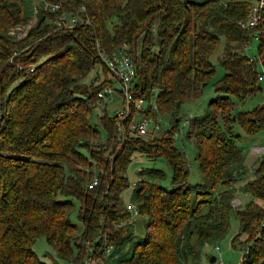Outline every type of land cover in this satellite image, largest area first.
I'll return each mask as SVG.
<instances>
[{
	"label": "trees",
	"instance_id": "obj_1",
	"mask_svg": "<svg viewBox=\"0 0 264 264\" xmlns=\"http://www.w3.org/2000/svg\"><path fill=\"white\" fill-rule=\"evenodd\" d=\"M45 1L59 2V11L77 22L53 29L54 14L39 9L24 35L13 38L7 31L27 24L29 0H0V264H197L199 249L226 233L230 213L236 232L229 245L242 246L239 264H264V153H252L244 165L232 130L234 124L245 135L264 137V94L250 110L235 109L229 98L262 90L256 64L264 68V5L247 25L258 0ZM252 38L249 58L244 49ZM219 44L223 73L211 83L216 95L185 132L200 176L191 192L183 152L173 142L182 135L177 110L212 78L209 58ZM99 51L127 54L133 77L127 115H108L103 104L91 122L103 103L99 90L110 87L120 96ZM137 99L144 109H134ZM139 115L164 117L166 129L135 135L128 124ZM134 155L162 158L169 186L156 183L164 178L160 169H140L124 204ZM92 177L96 182L87 188ZM235 193L248 198L231 205ZM37 239L51 257L34 253Z\"/></svg>",
	"mask_w": 264,
	"mask_h": 264
},
{
	"label": "rangeland",
	"instance_id": "obj_2",
	"mask_svg": "<svg viewBox=\"0 0 264 264\" xmlns=\"http://www.w3.org/2000/svg\"><path fill=\"white\" fill-rule=\"evenodd\" d=\"M255 46H256V40L254 38L251 39L250 43L248 44L247 48L245 49L244 53L247 57L251 58L255 54ZM221 50V44L217 47L214 54L210 56V62L214 67V74L210 81L206 83L200 94L194 98L187 100L183 102L177 110V115L179 117L178 121V132H182V135L177 134V136L174 137V144L176 147L180 148L184 155L185 164L187 167V178H186V185L189 186L191 192L196 191L195 185L200 183V176L197 170V164L194 160V146L192 143L191 138H185V132L187 131V122L190 118L195 117L206 109V105L208 100L212 99L216 93H214L211 83L214 79L218 78L222 73V69L217 65L216 57L218 56V53ZM256 68H258V63L256 64ZM96 69V68H95ZM94 74V69H92L87 76V79L89 76ZM112 86L114 89L118 87V84L116 82H112ZM264 92L256 91L251 96L245 98L244 100H239L236 98H233L229 96L232 102H234L235 109H241V110H250L252 107L256 106L257 104L262 102V95ZM152 98H150V105H152ZM104 104L105 113L108 115L116 114L118 110H122V107L124 106L121 102V98L118 94H112L110 101H103V103L100 102V104H97L96 107L93 109L91 113V122L95 121V116L99 115L101 112L102 105ZM143 109L146 107V102L143 100ZM139 116H135L133 120H137ZM157 119V122L159 124L160 130L166 129L167 119L160 116H155ZM232 130L234 134H237L239 139L236 142V144L241 148V151L245 155L244 159V165H248L253 159V155L249 154L250 148L262 145L264 144V137L262 134H255V135H245L241 132V130L236 126L232 125ZM156 134V133H155ZM154 135V134H153ZM99 142H103V134L102 131H100L99 134ZM130 161V163L126 167L125 176L127 178L128 187L121 192V200L124 204H128V198L131 193L133 182L137 179L135 176V172H137L140 169H160L164 172V178L156 181L161 186L168 187L169 186V169L167 164L162 158H157L155 160H148L146 157L141 155H134ZM249 174V173H247ZM249 178V175L244 176L241 180H238L235 185L239 187L243 182L244 179L246 180ZM233 199H239L241 204L248 198L247 194L245 193H235ZM232 199V200H233ZM134 215L130 213V216L128 218V221H133ZM70 220L77 224V221L75 219L74 212L70 216ZM139 224H134L132 227V233L135 234V238H138L141 234L142 230V223L143 218L138 219ZM236 232V220L234 219V216L232 213H230L228 218V228L226 233L223 235V237L215 241L214 243L204 244L198 251V253L195 256V261L197 264H239V258L242 253V246L235 245L234 247H230L229 245V239L230 237ZM217 247V251L213 250V247ZM32 249L34 253L37 256H42L45 252L49 254L51 257L52 251L51 249L45 244V242L42 239H37L35 243L32 246ZM213 257V261L209 262L208 258Z\"/></svg>",
	"mask_w": 264,
	"mask_h": 264
},
{
	"label": "built area",
	"instance_id": "obj_3",
	"mask_svg": "<svg viewBox=\"0 0 264 264\" xmlns=\"http://www.w3.org/2000/svg\"><path fill=\"white\" fill-rule=\"evenodd\" d=\"M264 5L263 0H258L257 6H253L251 8V16L249 20L247 21V25H253L256 20L255 11L256 8H261ZM29 6H30V17L27 24L20 26V25H14L13 27L9 28L7 31V35L13 38H19L22 35H24L27 28H29L34 22H35V14L37 10H42L47 13H53V17L51 19V27L53 29L56 28H64L74 25L77 22V18L74 14H67L65 12H60V3H53L48 2L45 0H29ZM99 61L104 64L106 69L113 75L114 79L117 81V84L119 86L120 91V98L123 102L122 110H118L117 114L127 115L128 108L127 105L130 102V93L128 92V87L130 86V83L132 81L133 77V63L130 57L121 51H116L114 53H111L109 55L103 53L102 51H99L97 53ZM257 75L256 80L261 86L263 92H264V68L260 65H258V68L256 69ZM113 89L110 87H103L101 90H99L96 93V96L103 100V101H110ZM143 100L137 99L136 102L133 104L134 109L138 110L142 107ZM151 108H153V105H151ZM159 128V124L157 122V119H151L150 117L146 116H140L136 121H130L128 124V129L130 132L134 133L137 136H143L148 133H152L154 130L156 131ZM250 152L254 155H259L261 153H264V147L263 146H254L250 148ZM96 180L94 177L91 178V180L86 184L87 188H90L95 184ZM238 201L236 199H233L231 201V205L236 204ZM131 213L135 216V210H132ZM129 223L131 221H128ZM110 247L109 245L105 246L104 252L107 253L109 251ZM214 251H217V247H213ZM93 262L91 260H82L80 263H74V262H66L64 264H92Z\"/></svg>",
	"mask_w": 264,
	"mask_h": 264
},
{
	"label": "water",
	"instance_id": "obj_4",
	"mask_svg": "<svg viewBox=\"0 0 264 264\" xmlns=\"http://www.w3.org/2000/svg\"><path fill=\"white\" fill-rule=\"evenodd\" d=\"M208 261H209V262H212V261H213V257H209V258H208Z\"/></svg>",
	"mask_w": 264,
	"mask_h": 264
},
{
	"label": "crops",
	"instance_id": "obj_5",
	"mask_svg": "<svg viewBox=\"0 0 264 264\" xmlns=\"http://www.w3.org/2000/svg\"><path fill=\"white\" fill-rule=\"evenodd\" d=\"M246 48H247V47H246ZM246 48H245V49H246ZM245 49H244V51H245ZM249 154L253 155L250 151H249Z\"/></svg>",
	"mask_w": 264,
	"mask_h": 264
}]
</instances>
